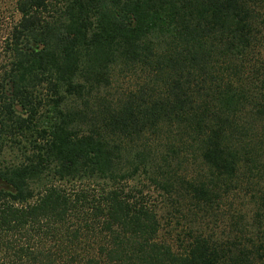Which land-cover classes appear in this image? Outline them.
<instances>
[{
  "label": "trees",
  "instance_id": "1",
  "mask_svg": "<svg viewBox=\"0 0 264 264\" xmlns=\"http://www.w3.org/2000/svg\"><path fill=\"white\" fill-rule=\"evenodd\" d=\"M6 152L0 264H264V0H0Z\"/></svg>",
  "mask_w": 264,
  "mask_h": 264
},
{
  "label": "rangeland",
  "instance_id": "2",
  "mask_svg": "<svg viewBox=\"0 0 264 264\" xmlns=\"http://www.w3.org/2000/svg\"><path fill=\"white\" fill-rule=\"evenodd\" d=\"M123 76H122L123 77L122 81H125V84L120 87V84H121L122 81L116 82L113 85V88H116L117 90L113 89L111 91V93H114V94L118 95V90H126L128 88V86H130V85L126 84V82H128L129 84L130 83H135V81H134L135 77L134 76H129V75H123ZM119 80H121V78H119ZM14 153L6 152L5 155H4V159H2V158L0 159L1 160L0 161V166H3V165L4 166H10L14 161H16V158H15L16 155ZM137 181H138V178L134 182L130 181L128 185H130V186H132L133 184L136 185L138 183ZM77 185L79 186V184H77ZM1 186H2V184L0 183V187ZM82 186L90 187V188H94V189L97 187L96 183H90V182L82 183ZM151 195L153 196V198H155L154 200H159L160 199L159 196L156 197V195H153V194H151Z\"/></svg>",
  "mask_w": 264,
  "mask_h": 264
}]
</instances>
